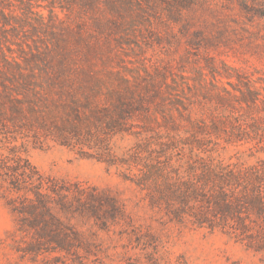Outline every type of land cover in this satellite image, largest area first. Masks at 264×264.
Listing matches in <instances>:
<instances>
[{"label":"trees","instance_id":"obj_1","mask_svg":"<svg viewBox=\"0 0 264 264\" xmlns=\"http://www.w3.org/2000/svg\"><path fill=\"white\" fill-rule=\"evenodd\" d=\"M143 30L158 45L160 36L178 35L185 47H264V0H0L2 196L12 212L34 214L43 233H57L61 221L53 209L67 211L72 199L80 205L81 193L41 172L19 152L18 139H51L82 154L86 147L99 155L97 160L114 164L106 158L111 155L108 135L144 134L153 143L148 134L154 133L168 141L155 143L159 149L153 154L135 150L130 159L119 158V163L132 160L135 166L137 159L143 161L139 174L129 180L146 191L148 204L169 222L219 230L263 250L264 157L236 165L196 155L184 168L172 163V150L205 152L203 140L211 138L207 142L213 145L253 143L264 153V95L249 80H240L244 89L232 87L240 92L239 106L228 111L235 95L225 88L215 99H201L182 81L195 97L190 102L184 86L182 95L176 92L174 79L154 82L148 74L140 87L106 63L115 53L112 47ZM221 64L230 67L223 60ZM194 105L210 111L209 122L204 111L193 117ZM156 112L163 118L156 121L157 130L150 123L131 122L134 114L156 120ZM181 131L188 136H179ZM108 201L112 218L123 215L114 197ZM62 234L68 245L61 246L69 248V235Z\"/></svg>","mask_w":264,"mask_h":264},{"label":"rangeland","instance_id":"obj_2","mask_svg":"<svg viewBox=\"0 0 264 264\" xmlns=\"http://www.w3.org/2000/svg\"><path fill=\"white\" fill-rule=\"evenodd\" d=\"M42 12L47 14V9ZM56 12L65 18L60 9ZM142 32L129 34L121 45L112 47L115 53L106 63L132 82L141 83V78H148V74L154 82L166 79L171 83L174 79L179 84L176 92L182 95L184 86L190 102L195 97L188 93L184 84L181 85L182 81L188 83L201 99L205 95L215 99L225 88L235 95L229 99L232 106L226 105L228 111L239 106L236 100L241 99L240 92L232 87L244 89L241 81L249 80L264 95V47H185L183 39L178 41V35H162V44L158 45L154 35L149 38L146 31ZM221 60L230 67H222ZM180 75L185 78L181 80ZM140 87H144V83ZM184 102L188 103V100L184 99ZM194 108L193 117H200L204 111L207 116L204 114L203 117L209 122V110H201L199 105ZM154 115L156 120L148 121L143 115L137 119L134 114L131 122L150 123V127L157 130L156 121L160 124L163 118L160 112ZM148 135L153 143L146 141L149 139L144 138V134L108 135L111 155L106 158L116 161L114 164L97 160L99 155L86 147L83 148L86 154H82L77 147L51 139L42 142L18 139L19 152L44 174L65 181L72 193L77 194L78 190L81 204L78 205L71 195L73 204L67 211L58 208L52 211L61 221L55 230L60 231L43 233L34 214L12 212L0 190V264H264V245L263 250L257 251L219 230L169 222L158 208L148 204L146 191L129 180L139 174L138 168L143 161L137 159L136 166L132 160L119 163V158L130 159L128 154L135 150L142 156L153 154V149H159L155 143L168 141L157 138L154 133ZM179 136L188 134L181 131ZM208 139L211 138L203 140L205 152L175 148L172 163L175 166L182 164L185 168L199 155L204 159L210 157L215 161L247 165L264 157L253 143L213 145L207 142ZM110 197L121 205L123 215L111 217ZM50 224L56 225L53 221ZM62 232L69 235V248L61 246L68 245L63 244Z\"/></svg>","mask_w":264,"mask_h":264}]
</instances>
